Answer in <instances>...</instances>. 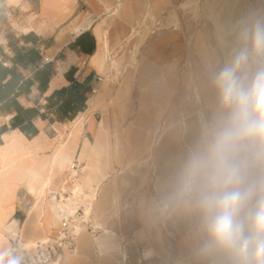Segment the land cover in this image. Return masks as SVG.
<instances>
[{"label":"crops","instance_id":"obj_1","mask_svg":"<svg viewBox=\"0 0 264 264\" xmlns=\"http://www.w3.org/2000/svg\"><path fill=\"white\" fill-rule=\"evenodd\" d=\"M171 1L176 4L181 0ZM171 1L0 0V17L3 19L0 23V46L9 51L7 28L20 35L37 36L43 59L49 57L51 62L48 63L55 71L45 90L42 91L39 83L35 82L30 93L19 97L22 105L39 107L41 111L49 110L47 98L56 90L75 82L89 87L97 84L99 89L96 94L90 93L86 109L68 120L69 123L53 120V112L46 119L35 118L34 124L39 132L31 137L11 126L14 114L0 113V127L7 126L0 134V252L19 235L24 241L31 242L52 235L53 230L58 228L55 201L43 198L41 191L47 188V182L48 187H63L66 178L62 172L68 173L75 157L80 162L79 182L85 186L87 193H92L113 167H120L123 159L137 152L141 138L151 136L148 130L139 125L137 116L140 91L143 108L150 109L152 77L156 78L164 97L162 104L152 107V112L159 116L167 113L172 86L165 75L174 72L178 60L185 53V34L173 28ZM120 2L121 7L114 13ZM149 10L152 23L164 16L166 29L162 31L161 27L149 34L139 69L135 64L118 66L117 69L108 60L109 55H112V59L121 56L119 54L124 47L130 44L128 36L133 26L142 25ZM106 29L109 33L105 32ZM88 34L95 39V49L91 53L77 44L81 35V43H86L84 36ZM106 38L109 52L107 63L101 69L96 57L102 54L103 45L106 52ZM134 48L135 45H132L127 51ZM109 68L111 80L97 83L96 75L105 73ZM156 71L160 74V80H157ZM24 72L26 75L32 74L29 70ZM117 72L124 75L116 79L114 76ZM110 99L115 100L112 106ZM59 124L64 129L59 128L56 137L55 127ZM171 134L172 131L167 133L161 148L167 147ZM158 158V178L152 177V165H137L140 172L145 169L150 172L147 181L140 173L142 180L137 190H121L124 184H133L134 178H129V174L120 178L116 185L114 179L102 182L95 205L96 215L113 233L102 234L99 237L102 245L99 246L95 236L85 229L79 237L78 254L68 256L69 253H66L67 264H105L107 260L111 264H207V260L198 254L196 220L187 223L176 215L180 207L173 198L177 179L173 172L161 170L163 161L160 154ZM175 168L179 169L180 166L176 165ZM174 205L176 208L169 212ZM165 206H169V209ZM113 212L119 218L112 224L109 217ZM163 215H166L164 219ZM174 216L180 222L179 227ZM100 231H103L102 228ZM142 232L147 235V242L143 241ZM115 236L121 237L122 240L117 241L124 248L127 245L132 247V252L129 249L126 251V260L116 257L109 250L118 243ZM140 243L145 247L144 251L147 247L162 251L143 259L144 251L139 250ZM163 243L169 250H163Z\"/></svg>","mask_w":264,"mask_h":264},{"label":"clouds","instance_id":"obj_2","mask_svg":"<svg viewBox=\"0 0 264 264\" xmlns=\"http://www.w3.org/2000/svg\"><path fill=\"white\" fill-rule=\"evenodd\" d=\"M215 121L189 154L174 200L196 218L209 264H264V18L245 22L211 72ZM23 257L0 253V264Z\"/></svg>","mask_w":264,"mask_h":264},{"label":"rangeland","instance_id":"obj_3","mask_svg":"<svg viewBox=\"0 0 264 264\" xmlns=\"http://www.w3.org/2000/svg\"><path fill=\"white\" fill-rule=\"evenodd\" d=\"M171 1V0H170ZM252 5L254 9L256 10V13L258 14L259 18H264V0H251ZM191 7H185L181 1L176 2V4H173V2H170V11L174 12L173 15V21L174 26L173 28H176L177 30L181 31V33L185 34V39L183 41V44L185 46V53L182 55V57L178 60L177 66L174 70V72L168 73L165 75L169 79V83L171 84L172 88H170V93L168 96V108L167 113L163 115H157L152 112V107L156 105H160L164 101V97L161 96L162 88L159 86V84L156 83V78L152 77L154 80L153 85L149 89V96H150V102L151 106L150 109H144L142 97H141V91H140V105L138 110V122L140 123L142 127H144L148 132L152 133V138L155 136H159L160 134V128H157V125L160 126L163 124V122L168 124V126L172 125L171 129H166V132L162 135V138L159 140V144L155 146V148L159 151L160 159L163 161L162 163V169L163 171H171L175 175L176 179L178 177V174L185 162V160L188 158L189 154L202 142L204 137L206 136L207 130L210 131L211 127L214 124L215 121V113H216V97L215 92L210 93V90H208L209 86L208 84H205V79L210 76L209 79H211V72L220 67L224 63V55L223 51L220 46L219 39L217 37V34L215 32V27L213 21L210 19L209 12L210 9H208L204 5V0H190ZM215 7V6H214ZM188 8V9H187ZM212 9V8H211ZM213 10V9H212ZM150 12V10H149ZM147 13L144 21L146 22L143 27L139 26L138 30L142 31V34H146L148 31V28H151L153 25L151 22V19L149 17L150 13ZM145 13V12H144ZM143 16V15H142ZM158 19L154 21L155 24L158 22V27L162 24L164 25V22L166 19L163 18ZM177 17L182 19V23L178 21L177 24ZM148 19V20H147ZM143 21V22H144ZM176 22V23H175ZM139 25V24H138ZM137 25V26H138ZM141 25V24H140ZM149 26V27H146ZM166 29V27H164ZM225 31L227 35H229V28L228 26L225 28ZM139 39V35L133 39V41L126 45L123 49V51L119 54L121 56L113 57L114 63L117 66H125V65H131L133 64L137 65V69H139L140 64H142V58L144 57L146 53V46L142 42H137ZM150 43V42H149ZM132 45H135V48L133 51H127V48H132ZM232 46V45H231ZM190 49L192 58H193V64H190V55L188 53V50ZM124 53V54H123ZM230 56V54H229ZM115 66V67H116ZM101 68V66H99ZM103 69V68H101ZM195 69V70H194ZM130 69L128 68L127 71ZM136 70V68H135ZM121 71V70H120ZM137 71V70H136ZM127 73H125L126 75ZM137 74L139 75V72L137 71ZM124 75V73H123ZM122 72H117L115 74V78H121ZM157 80H160L158 78L160 76L159 72L156 71ZM197 75V76H196ZM195 76V77H194ZM194 78V80H193ZM159 82V81H158ZM209 93V97L207 96ZM110 105H114L115 100L110 99L109 100ZM64 123H69V121H65ZM170 124V125H169ZM59 128L64 127L62 125H56V137L58 136V130ZM171 136H169V143L167 147H162V144L164 143L165 139L167 138V133L171 132ZM161 148V149H160ZM117 157L120 153V147L118 148ZM153 157L150 165H152V169L154 174L152 173V177L158 178V157ZM118 160V159H117ZM127 160L123 159L120 163V167H113L110 171V177L109 179H114L115 185L117 181L125 177L126 175L134 178L133 184L130 185V183L124 184V188L122 187L121 190H137L138 186L142 180L140 175V168L137 167L139 164L131 165V168H127L125 170H121V164ZM113 162V161H112ZM114 163V162H113ZM149 165V166H150ZM180 166L179 169H176L175 166ZM164 166H167L166 168ZM142 167V166H139ZM120 169V170H119ZM144 169V168H143ZM67 170V169H66ZM149 171L148 169L142 170V172ZM63 177L67 178V171L65 174V171L62 172ZM150 176V172H149ZM108 179V180H109ZM153 180H151V183L153 184ZM150 183V182H149ZM151 184V185H152ZM46 187H48V183L46 184ZM71 187V185L67 186ZM57 188V187H55ZM157 188V186H156ZM46 192V188L41 191V195L44 196ZM49 201V198L47 199ZM35 199L33 200V202ZM98 202V200H97ZM95 203V202H94ZM97 204V203H96ZM95 204V205H96ZM165 206L164 208H166ZM96 208L93 207L90 213V217L94 219V224L96 225L97 222H100L98 220V217L96 215ZM175 207L171 208L169 212H171ZM169 209V206L167 207ZM175 212V210H174ZM116 213V212H115ZM114 212L110 213L109 219H111L110 223H114V220L118 219ZM178 217H180L184 222L191 223L193 219L196 220V218L193 215L188 214L185 212L181 207H179V211L176 214ZM166 217V215H163V219ZM174 216V221H176L177 226L179 227L180 222L176 220ZM188 220V221H187ZM96 222V223H95ZM104 226L102 227L103 231H98L95 238L100 237L102 234H109L106 233L105 229L106 226L104 222H101ZM98 226V225H96ZM100 228V227H98ZM54 232L52 235L57 233V228L53 230ZM93 235V234H92ZM143 241L147 242L148 238L145 232L141 233ZM126 237V235H125ZM117 240H122L121 237L115 236L114 238ZM118 247H116V244L114 247H110V252L113 253L116 257L120 258L123 256V249L128 252V249L130 252H132L131 245H127L126 248L122 246V243L117 241ZM96 243L101 246L102 243L99 241V238L96 240ZM141 247L139 250L141 252L144 251L143 244H139ZM163 247H166L163 243ZM162 247V248H163ZM168 249V247H167ZM148 250H157L160 251L161 249H158L155 247V249L147 247L143 253V259H145V253H147ZM169 250V249H168ZM162 251V250H161ZM2 252V250H1ZM0 252V253H1ZM102 252V250H101ZM156 252H151V255L153 256ZM68 256H71L70 254ZM205 259V258H204ZM206 260V259H205ZM105 264H111L109 260L105 261ZM207 264H209V261H206Z\"/></svg>","mask_w":264,"mask_h":264},{"label":"trees","instance_id":"obj_4","mask_svg":"<svg viewBox=\"0 0 264 264\" xmlns=\"http://www.w3.org/2000/svg\"><path fill=\"white\" fill-rule=\"evenodd\" d=\"M0 17V23L2 21ZM7 52L0 46V113L14 114L11 120L13 128H19L28 137L36 135L39 130L34 124V119L41 117L48 118L53 112V120H72L78 113L84 111L88 106L91 87L79 82L56 90L47 99L49 110L41 111L39 107H25L19 101V97L28 94L35 82H38L43 91L54 74V68L43 59L38 48L40 39L37 36L28 34L20 35L14 30L7 28ZM82 36V35H81ZM81 36L79 37L81 39ZM86 43L80 44L82 49L91 53L95 49V39L92 35L84 36ZM24 70L32 72L26 75ZM7 129L4 125L0 127V134Z\"/></svg>","mask_w":264,"mask_h":264},{"label":"bare ground","instance_id":"obj_5","mask_svg":"<svg viewBox=\"0 0 264 264\" xmlns=\"http://www.w3.org/2000/svg\"><path fill=\"white\" fill-rule=\"evenodd\" d=\"M189 1L190 0H181V3L185 7H191L192 5L190 4ZM121 5H122V3L120 2L117 10H115L114 13H116L119 10ZM204 5L208 9H210L209 16H210V19L214 23V27H215L214 29H215V32H216L217 37L219 39L220 46H221V49H222L223 55H224V62H225V60L229 57V54L231 55V53H232V49L236 44L237 36H238L243 24L245 22H249L255 18H259L258 14L256 13V10L254 9L251 0H204ZM158 19H160V18H158ZM158 19L153 20V23H152L153 26L151 28H148V31L146 32V34H144V33L142 34V31L138 30L140 23L138 26L135 24L133 26L132 33L128 36V42L131 43L133 41V39H135V37L137 35H139V39L137 40V42H142L144 44L145 41L148 39L147 37H149V34L154 33L155 31H157L158 29H160L162 27L163 24L158 27L159 22L157 24H155L156 22L154 23V21H156ZM178 21L181 22L182 19L177 17V24H178ZM145 23L146 22L144 21L142 23L141 27H143V25ZM163 26L166 27V25H163ZM227 26L229 28V35H227V33L225 31V28ZM146 27H149V26L146 25ZM107 31H108V29H106L105 32H107ZM108 33H109V31H108ZM105 45H106V52L104 50V45H103L102 54L99 53V55H97V57H96L98 60L99 66H101V68H104L105 64L107 63V55L109 52V41L107 38L105 40ZM188 53L190 55V61H191L190 64L192 65L194 62H193V58H192L190 49L188 50ZM114 63H116V61ZM209 78H210V76L205 79V84H208V86H209L208 90H210V93H212V92H214V90L211 86V79H209ZM193 80H194V78H193ZM207 93H208V91H207ZM207 96L208 97L210 96L209 93ZM157 128L158 129L160 128L159 129L160 130L159 136L158 137L155 136L152 138L153 135L151 133V136L149 135L147 138H144V139L141 138L137 152L135 151V153H133L131 156H129L127 158V160L121 164V168H120L121 170L131 168V165H134V164H139V166H141L143 164L146 166H149L153 157L158 156L159 151L155 148V146L159 144V140L162 138V135L166 132L167 128L172 130V125L168 126V124H166V122L165 123L163 122V124H161L160 126L157 125ZM205 132H206L205 134H207L209 132V130H207ZM140 173H141L143 179H145V181H147L149 179V171L140 172ZM110 175H112V174L109 173V175H107V177L104 180H108ZM103 181H101V183H99L98 187L96 189H94V191H92V193H87L84 190L85 186L83 187L82 183H80L78 181L75 188H73L75 190V195L73 197H69L67 199H64V203L66 204V206H70L71 204L75 203L79 192L85 193L87 197L91 198V206L86 209V215L89 218L90 217L89 211H91L93 209V207L95 206V204L97 203L99 193L101 190V185H102ZM66 186L67 185H64L63 187L66 188ZM156 186L158 189V185H156ZM45 195H46V193H45ZM45 195L43 196V198H46ZM52 199L55 201L56 210L58 213V207H60L61 204L57 200H55L54 198H52ZM69 210L74 211V207L70 206ZM96 225H98V227H100V228H102L104 226L101 222H97ZM85 229H87V227H81L78 230V252H79V237ZM105 231H106V233H109V234L113 233L108 228H106ZM98 238L96 237L95 240H97ZM26 242H28V241H26ZM163 250L167 251L168 249H167V247H163ZM78 252L76 254H78ZM151 252H156L154 255L160 254L156 250H153V251L148 250L147 253H145V259L152 257ZM76 254H74V255H76ZM70 255H72V254H70ZM122 257H123L122 260H126L128 258V253L124 249H123V256Z\"/></svg>","mask_w":264,"mask_h":264},{"label":"built area","instance_id":"obj_6","mask_svg":"<svg viewBox=\"0 0 264 264\" xmlns=\"http://www.w3.org/2000/svg\"><path fill=\"white\" fill-rule=\"evenodd\" d=\"M108 60L114 64L112 55H109ZM46 62H51L49 57L45 58ZM113 68V67H111ZM97 83L111 80V69L105 73L96 75ZM98 85L91 86V93L98 92ZM79 158L75 157L69 165L68 174L65 185L71 187H54L46 188V198H54L61 206L58 207L59 226L55 235H49L43 238L35 239L31 242H26L19 235L15 240L9 242L8 246L1 252L7 255H19L23 257L22 264H67L66 253L76 254L78 252V230L81 227L87 229L94 235L98 233V228L91 217H87L86 209L91 206V198L85 193L79 192L75 203L71 204L74 211H70V206H66L64 199L75 195L76 184L79 181Z\"/></svg>","mask_w":264,"mask_h":264}]
</instances>
